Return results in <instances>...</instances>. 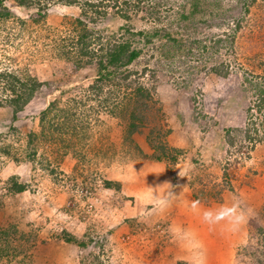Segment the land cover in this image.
I'll return each instance as SVG.
<instances>
[{"label":"rangeland","instance_id":"obj_1","mask_svg":"<svg viewBox=\"0 0 264 264\" xmlns=\"http://www.w3.org/2000/svg\"><path fill=\"white\" fill-rule=\"evenodd\" d=\"M143 2V10L159 3L158 19L138 12L127 22L149 41L124 37L140 47L134 67L156 71L162 116L148 112L133 131L127 114L99 107L88 88L92 64L76 68L51 51L45 35L58 39L78 9L50 4L36 23L40 10L6 0L0 70L44 84L16 114L0 106V264H264V142L247 150L240 132L232 146L224 138L227 127L243 129L246 109L263 97L264 4ZM124 22L107 15L95 27L115 32ZM218 63L227 76L209 72ZM77 97L83 104L73 107ZM154 124L169 129L163 141L179 149L174 164L152 157ZM233 204L239 223L205 221V212ZM201 238L214 250L198 246Z\"/></svg>","mask_w":264,"mask_h":264},{"label":"trees","instance_id":"obj_2","mask_svg":"<svg viewBox=\"0 0 264 264\" xmlns=\"http://www.w3.org/2000/svg\"><path fill=\"white\" fill-rule=\"evenodd\" d=\"M18 6L24 8L34 7L38 18L33 19L38 23L44 18V11L50 4H62L74 6L78 9L75 17L67 20L56 33V37L45 35L50 39L51 51L56 57L71 61L76 68H83L89 64L93 65L95 76L88 86L97 95V103L102 110L114 115L121 111L127 114L128 127L135 131L139 126L147 123L148 112L156 113V122L161 119L162 112L157 101L153 96V88L156 80V71L151 69L135 68L134 63L140 55V47L133 45L124 35L144 37L143 43L149 41L148 33L142 30H134L127 21L138 12L143 13L144 17L150 16L152 19H158L156 16L157 8L153 3H147L146 9H142L143 0H11ZM255 0H247L252 4ZM6 0H0V21L10 18V12L5 6ZM264 4V0H262ZM144 11V12H143ZM107 15L118 17L125 22L120 25L115 32L106 31L103 28H96L95 24ZM39 20V21H38ZM16 21V20H15ZM23 25V21L19 20ZM38 21V22H37ZM4 27V26H3ZM23 29V26H21ZM54 30V29H50ZM120 33V36H117ZM154 30L150 35H155ZM5 39V37H4ZM8 37H6V40ZM174 40V38H170ZM219 40V39H215ZM174 42V41H173ZM223 63L209 67V72L225 77L228 75L226 70H221ZM145 75L147 83L140 81ZM44 83L35 77L26 74L11 71L8 69L0 70V88L2 92H8L0 96V106L6 105L12 109L13 114L21 111L23 107L33 98L35 92ZM88 90V91H89ZM259 99L251 107L246 109V123L243 129H233L227 127L224 130V138L227 145H233L232 131L241 133L242 142L247 143V150H251L256 143L264 142V88L258 87ZM88 97L83 95V97ZM78 98V97H77ZM73 107L80 106L83 102L76 98H70ZM54 101H49L41 113L44 117L52 108ZM253 106V107H252ZM68 113L66 109H61L62 117ZM73 113H70V115ZM155 125V124H154ZM169 132V129L163 128L161 124L155 125L149 129V136L157 138L154 146L150 145L156 160L161 158L169 159L173 164L177 160L179 149L168 146L163 137ZM149 142V141H148ZM147 142V143H148ZM242 147V144L239 145ZM157 153V154H156ZM16 191L21 188L16 187ZM195 200L198 199L195 197ZM257 242L254 241V248ZM252 253V251H251Z\"/></svg>","mask_w":264,"mask_h":264},{"label":"clouds","instance_id":"obj_3","mask_svg":"<svg viewBox=\"0 0 264 264\" xmlns=\"http://www.w3.org/2000/svg\"><path fill=\"white\" fill-rule=\"evenodd\" d=\"M203 215L205 221L210 223H215L220 220H227L229 223H239L243 219V213L238 210L236 204L222 207L215 213L208 211Z\"/></svg>","mask_w":264,"mask_h":264},{"label":"crops","instance_id":"obj_4","mask_svg":"<svg viewBox=\"0 0 264 264\" xmlns=\"http://www.w3.org/2000/svg\"><path fill=\"white\" fill-rule=\"evenodd\" d=\"M237 231H233V233H231V232H229V231H225V236H227V237H229V238H231V237H233L234 239H235V237L237 236ZM213 236H214V234H211V239H213ZM238 238V237H237ZM204 238H201V240L199 241V242H197L198 244V246L200 245H204L205 244V249H207V247H208V249L209 250H214V246L213 245H211L210 243L211 242H208V246H207V244L205 243V241L203 240ZM234 239H232V242L234 241V242H237L236 240H234ZM231 243V242H230ZM229 243V244H230ZM221 246V245H220ZM219 246V247H220ZM227 248V247H226ZM225 248V249H226ZM216 250V249H215ZM219 250V249H218ZM217 262H220V261H215V262H213V263H209V264H216ZM222 264V263H221Z\"/></svg>","mask_w":264,"mask_h":264}]
</instances>
